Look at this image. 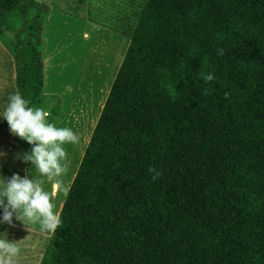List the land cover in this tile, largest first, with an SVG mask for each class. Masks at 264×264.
Segmentation results:
<instances>
[{
	"label": "trees",
	"instance_id": "trees-1",
	"mask_svg": "<svg viewBox=\"0 0 264 264\" xmlns=\"http://www.w3.org/2000/svg\"><path fill=\"white\" fill-rule=\"evenodd\" d=\"M54 8L127 43L38 264H264V0H0L16 92L57 125Z\"/></svg>",
	"mask_w": 264,
	"mask_h": 264
},
{
	"label": "clouds",
	"instance_id": "clouds-1",
	"mask_svg": "<svg viewBox=\"0 0 264 264\" xmlns=\"http://www.w3.org/2000/svg\"><path fill=\"white\" fill-rule=\"evenodd\" d=\"M222 55L223 49H217ZM212 81L214 74L202 76ZM227 93L225 96L227 97ZM49 109L33 106L21 93L8 96L6 105L0 108V120L7 122L11 135L26 141L30 148L17 151L13 159L27 167L23 175L13 172L3 174V161L8 155L0 150V226L22 222L28 229L38 225L41 232L54 234L63 223L58 207L59 196L66 197L69 187L65 182L68 172V156L65 145H77L81 137L69 127H57L50 119ZM148 172L156 181L162 172L150 166ZM8 233H0V264H18L21 247Z\"/></svg>",
	"mask_w": 264,
	"mask_h": 264
},
{
	"label": "rangeland",
	"instance_id": "rangeland-1",
	"mask_svg": "<svg viewBox=\"0 0 264 264\" xmlns=\"http://www.w3.org/2000/svg\"><path fill=\"white\" fill-rule=\"evenodd\" d=\"M40 1H45L48 4L52 0ZM48 14V18L51 16L52 20L49 23L44 21L42 57L44 59L45 50L50 45L48 42L45 44V35L51 33V24L53 19H55L57 25L55 24L51 37L53 50L51 52L50 49L48 51L46 50V54L49 55L50 52V54L54 55L56 53L54 48L62 50L60 51L62 57L59 56L57 62L59 63V58H61L63 63H67L66 68L68 74L63 73L62 76L56 77L62 79V84H65L64 81L68 84L65 88L69 91L67 96H70L71 100H73L72 97L74 98L77 108H84L83 112L82 110H77L76 112L79 115V119L74 116L71 120L68 119V121H64L59 125V127H65L66 125V127L72 128L77 134L80 133L78 135L81 137L79 144L65 145L69 156L68 172L64 179L69 187L73 173L80 162L82 153L90 137L91 130L88 127L89 122L93 117H95L96 122L99 115L96 110L97 105L107 95L113 73H115L120 59L123 56L126 40L124 37L101 25L83 21L81 18L73 15H65L58 11V9H50ZM65 53L67 54L66 56H64ZM69 86L74 88L73 91L68 88ZM75 91L76 94L74 96L73 92ZM91 101H93V105L96 108L94 113L90 106ZM67 106L70 108L69 104ZM20 145H22L20 149L28 150L30 148L27 142L21 143ZM64 199L65 197L63 196L58 197V207H61ZM35 229H39L38 225H32L29 233L26 234L27 236L21 240V245L25 248L28 247L29 254H32L33 250H40L41 252L45 248L50 235V233Z\"/></svg>",
	"mask_w": 264,
	"mask_h": 264
},
{
	"label": "crops",
	"instance_id": "crops-1",
	"mask_svg": "<svg viewBox=\"0 0 264 264\" xmlns=\"http://www.w3.org/2000/svg\"><path fill=\"white\" fill-rule=\"evenodd\" d=\"M48 15L49 14H47L45 21L49 23V21L52 19H51V16H49L48 18ZM55 24L57 25V22L55 19H53V22L51 24V33L49 35H45V44L46 42L50 44L48 46L49 48L46 50L48 51L50 49V52L53 50L52 44H51V37H52ZM45 28H46V22H45ZM124 39L126 40V38ZM126 43H127V40H126ZM54 49L56 51L54 55L50 54V52H49V55L46 54V50L44 53V59H43L44 61V91L46 94L58 95L62 98V108L64 110L65 116H64V119L61 122H59V124L56 125L57 127H59V125H61L64 121H68V119L71 120V118L74 116L79 119V115L76 112L77 110H82L83 112L84 108H81V107L80 109L77 108L74 98L72 97L73 100H71V97L67 96V93H69V91L66 90L65 88L67 87L68 84H66L65 81H64L65 84H62V79L56 77V76H62L63 73L65 74L67 73V68H66L67 63L66 62L63 63L61 58H59L60 60L59 63L57 62L58 57L59 56L62 57V54L60 52L62 50H57V48H54ZM66 55L67 54L65 53L64 56ZM114 75L115 73H113L112 80L114 78ZM68 88L71 91H73L74 89L71 86H69ZM15 92H16V89H15V84H14L13 61H12L11 56L8 54V52L6 51V49L3 47V45L0 42V108L6 105L8 96ZM75 94H76V91L73 92L74 96ZM104 100H105V97L102 99L101 103L99 102V104L97 105V109L93 105V101H91L90 106L93 109L92 110L93 113L95 112V109H96L97 113L99 114V110H101ZM68 104L70 108H68L67 106ZM94 122H95V117H93V119L89 122V125H88L91 132L94 127L93 125ZM74 130L76 129L74 128ZM84 132L86 131L84 130ZM78 134L80 135V133ZM18 139L19 137L13 136L9 133L7 122L4 120H0V150H4L8 154L4 158V161H3L4 166H3L2 171L5 176H10L13 172H19L21 175H23L24 174L23 169L27 167V165L13 159V156L17 151L25 150V149L19 148ZM30 229H31V226L28 229L22 222L15 221V220H14L13 225H8L7 223H5L3 226H0V233L7 232L8 238L17 240L16 242L21 247V254L18 259V264H38L43 254L44 249L41 252L40 250H33V253L29 254L28 247L25 248L21 245L22 243L21 240L27 236L26 234L29 233ZM35 230H39V229H35Z\"/></svg>",
	"mask_w": 264,
	"mask_h": 264
}]
</instances>
